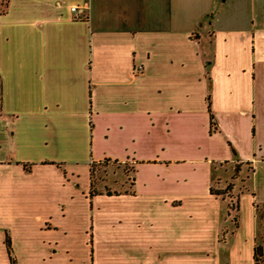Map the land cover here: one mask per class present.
<instances>
[{
	"label": "crops",
	"instance_id": "crops-1",
	"mask_svg": "<svg viewBox=\"0 0 264 264\" xmlns=\"http://www.w3.org/2000/svg\"><path fill=\"white\" fill-rule=\"evenodd\" d=\"M7 1L0 264L6 235L17 264H264V0ZM103 162L129 187L90 199Z\"/></svg>",
	"mask_w": 264,
	"mask_h": 264
},
{
	"label": "rangeland",
	"instance_id": "rangeland-1",
	"mask_svg": "<svg viewBox=\"0 0 264 264\" xmlns=\"http://www.w3.org/2000/svg\"><path fill=\"white\" fill-rule=\"evenodd\" d=\"M225 170H228L227 174L223 177L224 188L227 185H231L234 191L232 195L233 203H236V199L239 197L240 193L247 187V178L249 177L251 171L248 166H245L241 172L239 169L234 171L233 166H225ZM223 169V170H224ZM93 188L96 192H102L103 190L109 192H122L124 189H128L130 184V174L131 170L127 165L117 164V163H107L103 162L99 165H94L93 169ZM125 184L124 188L122 185ZM113 190V191H111ZM104 204L102 206H109V204L102 200ZM234 212L232 215H234ZM99 263L102 264V257L98 258Z\"/></svg>",
	"mask_w": 264,
	"mask_h": 264
},
{
	"label": "trees",
	"instance_id": "trees-1",
	"mask_svg": "<svg viewBox=\"0 0 264 264\" xmlns=\"http://www.w3.org/2000/svg\"><path fill=\"white\" fill-rule=\"evenodd\" d=\"M2 6L4 8V10L8 7V1L6 0H2ZM207 103H208V110L210 111V98H207ZM211 117V123L213 125V115L210 114ZM93 165L90 168V175H91V191L89 193V198L91 199L92 197L96 196L98 194V192H96L93 188V180H92V176H93ZM238 169L240 170V167H238ZM233 188L231 187V185H227L226 188H224L223 190H214L211 189L210 192L212 195L214 196H218V197H222L223 199H226L227 201V217L230 219L231 223L233 224L234 227H237V222H238V211H239V197L236 199V203H233L232 201V193H233ZM107 196H112V194L110 192L106 193ZM118 195V194H115ZM234 212H236L234 215H232ZM90 243H92V238L90 235ZM5 246H6V251H7V255H8V259L10 264H17L15 258L12 255V248H11V242H10V238L8 235H6L5 237ZM263 260V255L262 252L260 250V248H255L254 251V264H258L259 262H261Z\"/></svg>",
	"mask_w": 264,
	"mask_h": 264
},
{
	"label": "built area",
	"instance_id": "built-area-1",
	"mask_svg": "<svg viewBox=\"0 0 264 264\" xmlns=\"http://www.w3.org/2000/svg\"><path fill=\"white\" fill-rule=\"evenodd\" d=\"M70 11H71V13L74 15V17L76 19H80V16H79V7L78 6H72V7H70ZM135 73L136 74H141L142 73V68L141 67H136Z\"/></svg>",
	"mask_w": 264,
	"mask_h": 264
}]
</instances>
